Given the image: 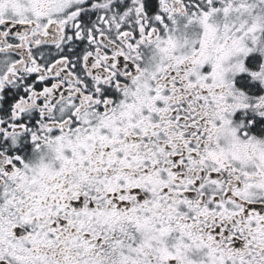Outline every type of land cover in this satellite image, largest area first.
Listing matches in <instances>:
<instances>
[{
    "label": "snow or ice",
    "instance_id": "snow-or-ice-1",
    "mask_svg": "<svg viewBox=\"0 0 264 264\" xmlns=\"http://www.w3.org/2000/svg\"><path fill=\"white\" fill-rule=\"evenodd\" d=\"M0 264H264V0H0Z\"/></svg>",
    "mask_w": 264,
    "mask_h": 264
}]
</instances>
